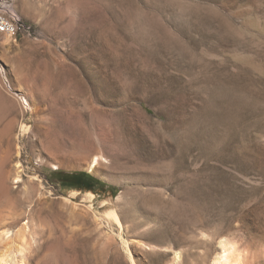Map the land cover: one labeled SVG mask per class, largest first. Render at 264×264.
<instances>
[{
  "label": "rangeland",
  "instance_id": "obj_1",
  "mask_svg": "<svg viewBox=\"0 0 264 264\" xmlns=\"http://www.w3.org/2000/svg\"><path fill=\"white\" fill-rule=\"evenodd\" d=\"M4 11L38 35L0 34V244L26 226L10 264H212L221 240L220 264H264V0ZM96 156L92 199L56 183Z\"/></svg>",
  "mask_w": 264,
  "mask_h": 264
},
{
  "label": "bare ground",
  "instance_id": "obj_2",
  "mask_svg": "<svg viewBox=\"0 0 264 264\" xmlns=\"http://www.w3.org/2000/svg\"><path fill=\"white\" fill-rule=\"evenodd\" d=\"M23 128V126H22ZM102 130V129H101ZM108 130V128H107ZM105 131V130H104ZM102 133V132H101ZM102 135V134H101ZM108 135V134H107ZM107 138V137H106ZM105 139V138H104ZM106 141V140H105ZM107 142V141H106ZM99 158L96 156V157H92L88 166H87V171L89 173H93V174H96L97 170H96V166L98 165V161ZM55 168H57V166H53ZM15 179L18 180L19 178V173L18 172H15ZM14 179V180H15ZM78 192L77 191H73L71 192V196H74L76 195ZM88 197L90 199H92L93 195L91 193H87ZM108 198V197H107ZM111 198V197H110ZM69 201L67 198L65 199V201ZM101 204L105 207V210L103 211V218H105L106 220L108 221H111V222H114L116 223L117 225H119V221H118V218H117V215L115 213V210H114V206H113V199H105L101 202ZM25 229H26V226L23 225L21 227V229L19 231L16 232L15 234V238L13 239H9L7 237V239H5L3 242H1L0 244V264H10L11 262V254L14 250H18V245L21 243V246H22V241L24 239V235H25ZM1 232V231H0ZM8 234V232L6 230H3L0 234V239L1 238H4L6 237ZM2 236V237H1ZM123 241V240H122ZM121 241V242H122ZM123 244L125 245L126 243L123 241ZM219 246H220V250H221V255L220 256H216L211 258L212 260V264H220V262L222 260H224V262H226V260H228V257H230V253H232L231 251H233V246H226L225 244V241L221 240L219 242ZM20 246V247H21ZM126 246V245H125ZM126 248V247H125ZM231 250V251H230ZM125 252H127V256L129 257V260L131 261V264H135L132 260H131V257L128 253V251L126 250ZM232 255V254H231ZM178 259V256L177 254H175L174 256V259H173V262L177 261ZM172 263V262H171ZM171 263H164V264H171ZM228 263V262H227ZM20 264H24L23 262H21ZM174 264V263H173Z\"/></svg>",
  "mask_w": 264,
  "mask_h": 264
},
{
  "label": "built area",
  "instance_id": "obj_3",
  "mask_svg": "<svg viewBox=\"0 0 264 264\" xmlns=\"http://www.w3.org/2000/svg\"><path fill=\"white\" fill-rule=\"evenodd\" d=\"M0 34L9 35L14 38H38L35 26L23 20L21 16L14 11H4L0 13Z\"/></svg>",
  "mask_w": 264,
  "mask_h": 264
},
{
  "label": "trees",
  "instance_id": "obj_4",
  "mask_svg": "<svg viewBox=\"0 0 264 264\" xmlns=\"http://www.w3.org/2000/svg\"><path fill=\"white\" fill-rule=\"evenodd\" d=\"M57 175L60 179H57L56 183H58L62 188L86 192L94 191L97 186L102 185L99 180L86 172L79 171L64 173L59 171L57 172Z\"/></svg>",
  "mask_w": 264,
  "mask_h": 264
},
{
  "label": "water",
  "instance_id": "obj_5",
  "mask_svg": "<svg viewBox=\"0 0 264 264\" xmlns=\"http://www.w3.org/2000/svg\"><path fill=\"white\" fill-rule=\"evenodd\" d=\"M86 173H88L89 175H91V173H89V172H87V171H86ZM91 176H92V175H91ZM86 192H91V191H86Z\"/></svg>",
  "mask_w": 264,
  "mask_h": 264
},
{
  "label": "crops",
  "instance_id": "obj_6",
  "mask_svg": "<svg viewBox=\"0 0 264 264\" xmlns=\"http://www.w3.org/2000/svg\"><path fill=\"white\" fill-rule=\"evenodd\" d=\"M75 191H78V190H75Z\"/></svg>",
  "mask_w": 264,
  "mask_h": 264
}]
</instances>
